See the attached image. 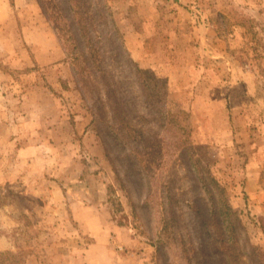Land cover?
I'll use <instances>...</instances> for the list:
<instances>
[{"label": "rangeland", "instance_id": "1", "mask_svg": "<svg viewBox=\"0 0 264 264\" xmlns=\"http://www.w3.org/2000/svg\"><path fill=\"white\" fill-rule=\"evenodd\" d=\"M108 4L146 70L113 58V90L72 71L73 52L38 67L53 26L47 37L37 0H0V253L17 255L5 263L193 264L197 229H212L208 167L264 247V0Z\"/></svg>", "mask_w": 264, "mask_h": 264}, {"label": "trees", "instance_id": "2", "mask_svg": "<svg viewBox=\"0 0 264 264\" xmlns=\"http://www.w3.org/2000/svg\"><path fill=\"white\" fill-rule=\"evenodd\" d=\"M37 2L42 15L53 26L62 47L67 48L66 40L71 39L74 43V49L77 50H64L66 56L73 52L71 56L77 62L76 65L73 63L72 71L77 73L78 70L90 72L97 70L98 80L106 88L113 90L115 81L112 80L109 63L114 58L119 59L121 65L125 63L133 67L143 78L142 72L145 73L146 70L138 61L133 60L128 50H125L127 48L123 33L117 25L108 0H37ZM104 24L106 28H103ZM103 41H112L111 50H102L106 47ZM81 91L84 97L86 92L83 88ZM115 117L119 124H127L126 114L119 101H115ZM194 160L196 162L197 159L192 158L191 161ZM204 183L209 200L205 212L206 210L210 212L212 229L205 231L206 234L197 229L200 248L194 251L193 264H215L217 258L220 264H264V247L252 241L240 213L231 207L224 185L211 173L209 167L205 173ZM60 186L66 194V185L61 182ZM107 201L122 209L121 202L115 198L110 197ZM196 208L202 210V205L199 204ZM261 227L264 233V224ZM192 241H195L194 237ZM8 257L15 258L17 255L9 252L0 253V264H6L5 259Z\"/></svg>", "mask_w": 264, "mask_h": 264}, {"label": "crops", "instance_id": "3", "mask_svg": "<svg viewBox=\"0 0 264 264\" xmlns=\"http://www.w3.org/2000/svg\"><path fill=\"white\" fill-rule=\"evenodd\" d=\"M18 1H20V0H15V2H18ZM41 24H42V27L46 28V30L48 32L47 37H50L51 36V30L53 31V29L50 26L49 22L44 18V21ZM38 28H40V27H38ZM29 30H30V27L28 28L27 31H29ZM45 37L43 40H40V42L34 44L35 50H32L33 51V62L35 64H37V66L40 67L41 69H44L45 67H47V66H49L55 62H58V63L60 62L61 64H65V65L69 64L68 61L66 60V53H65L62 45L60 44L59 39L56 37L52 38V36H51V38H47V39H45ZM139 47H142V46L140 45ZM129 49L131 51V55L135 58H137V56H134L135 50H142V48H138V47H135V48L129 47ZM63 69H65V72L67 71L65 67H63ZM86 125L87 124L84 125L82 130H80L79 126L76 125L77 131H83V133H85L84 131H85ZM60 191H61L62 195H65L61 186H57L55 188V193H60ZM70 207H71L73 213L75 214V218L78 219L80 222H82V216L79 212H84L85 210L89 211L87 209V207L85 206V204L80 202V201L73 202L70 205ZM83 228L85 229V231H88L91 233L95 232L93 230V228H91L89 226L83 225ZM98 243H99V239H96V243H93L91 248L97 247Z\"/></svg>", "mask_w": 264, "mask_h": 264}]
</instances>
